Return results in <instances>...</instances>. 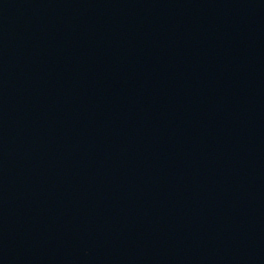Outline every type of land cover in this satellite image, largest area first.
<instances>
[{
	"label": "water",
	"instance_id": "obj_1",
	"mask_svg": "<svg viewBox=\"0 0 264 264\" xmlns=\"http://www.w3.org/2000/svg\"><path fill=\"white\" fill-rule=\"evenodd\" d=\"M0 264H264V0H0Z\"/></svg>",
	"mask_w": 264,
	"mask_h": 264
}]
</instances>
